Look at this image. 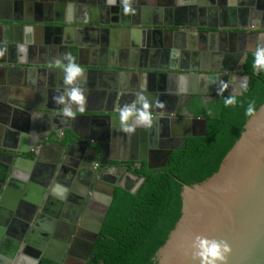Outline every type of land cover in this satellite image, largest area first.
I'll return each instance as SVG.
<instances>
[{
    "label": "crops",
    "instance_id": "crops-1",
    "mask_svg": "<svg viewBox=\"0 0 264 264\" xmlns=\"http://www.w3.org/2000/svg\"><path fill=\"white\" fill-rule=\"evenodd\" d=\"M261 3V0H235L229 7L226 0H131L135 12L125 15L121 11L120 0L115 4L109 0H0V84L6 83L12 90V98L19 103L17 106L0 100V118L10 119V125L7 124L10 127L5 120H0V159L6 160L5 153L12 154L13 158H31L37 155L32 147L39 146L46 148L38 153L42 162L46 161L47 147L54 137L50 136L53 128L47 126L43 117L50 113L64 115L61 107L53 103L52 96L64 88L62 67L54 61L65 52L72 53L87 77L80 85L85 89L83 111L74 110L70 116L71 123L76 125L77 133L83 138L82 144L73 145L75 158L84 150L85 138L93 133L90 122L101 124L107 122V117H117L123 104L135 105L139 91L144 92L149 102H163V108L155 109L162 114L174 113V117L187 115L189 101L184 99V94L177 93L174 99H170L167 84L164 85L167 89L164 93L157 89L162 79L150 78L151 74L142 77L138 74L153 73L150 68L157 65L155 61L149 63V57L154 54L140 61L139 55L147 51L173 49L179 53L186 50L191 53L193 50L190 48L197 46L204 51L203 40L209 38L212 42L209 44L215 47L213 50L220 53L224 52L220 49L225 41L229 51L230 47H235L233 57L226 61L223 58L211 60L208 66L211 71L224 68L229 74L227 93L241 94L244 91L240 86L241 78H246V84L248 78L237 69H243L248 54L255 50L258 36L264 33V20L257 14ZM158 21L160 26H154L153 22ZM192 31L194 39L190 36ZM127 33L131 38L140 37L139 47H125L122 42ZM155 35L160 36L163 42L171 40L172 45L176 40L175 47H156L159 41ZM232 37L235 45L229 46ZM241 52L247 53L243 62L237 58ZM191 61L190 56L187 58L190 67ZM104 69L115 71L114 75L105 76ZM218 83L204 94L190 95H199L204 102L210 101L209 94H217ZM32 113L37 117L35 133L29 132L31 126L25 122L27 115ZM13 119L15 127L11 123ZM112 133L110 130L107 142L93 145H98L99 151L104 149L103 158L108 160L111 156L122 157L125 154L131 158L133 141L119 128L115 139ZM61 160L62 153L57 157V163ZM62 165L66 163L62 162ZM67 181V178L60 179L55 185L58 183L61 191Z\"/></svg>",
    "mask_w": 264,
    "mask_h": 264
},
{
    "label": "water",
    "instance_id": "water-1",
    "mask_svg": "<svg viewBox=\"0 0 264 264\" xmlns=\"http://www.w3.org/2000/svg\"><path fill=\"white\" fill-rule=\"evenodd\" d=\"M261 2L257 14L258 17L261 16L260 18L264 20V0H261ZM156 12L159 13L160 11ZM153 25L159 27V21L158 23L153 22ZM190 34L191 38L194 39V32L192 31ZM155 37L159 41L156 43V47H164V44H166V47H175L176 40L173 41L172 45V41L169 39L163 42L160 36L155 35ZM130 38L128 33L124 34L122 43L125 47H130V45L132 48L139 47L140 37L137 39L136 36V38L129 40ZM232 40L229 46L235 45V38L232 37ZM209 42V38L203 40L205 44L204 51L198 49V46L195 49L190 48L192 45L189 46L193 50L191 53L188 50L179 53L173 49L167 51L154 49L150 51L151 53L147 51L148 53L139 55L140 61H144V55L147 58L150 54H154L153 57H149V63L155 61L157 65L150 68L153 73L150 71L137 72L141 77L151 74L150 78L154 76L155 80L162 79L163 83L161 82L157 89L163 93L168 89V93L172 98H175L174 95L177 93L190 95L196 94V89L199 90V88L203 90L207 87L208 89L209 87H215L220 80L227 82L229 74L224 68L212 70V73L207 74L211 71L208 65L211 60L219 61L223 58L226 61L232 58L235 47H230L229 51V47H226L227 43L223 41V47L220 50L224 52L217 53L213 50L215 47L212 46L214 45L209 44ZM190 56L192 57L191 67L187 62V58ZM242 56L245 59L247 53L237 54L239 62H241ZM199 64L201 68H199ZM136 68L141 69V67ZM131 70L135 71L136 69L131 68ZM201 71L206 73L201 74ZM237 71L244 73L242 67H239ZM102 72H105V76L112 77L115 71L104 69ZM108 72H111V74ZM165 84H167V89H164ZM10 92H12L11 88L2 82L0 84V100L19 106V103L12 98ZM222 94L228 93L225 90ZM172 115L174 113L164 115L160 111H152L153 124L148 128H138L133 136H127L134 143V145L133 143L130 145L133 149H131L132 153L138 157L130 158L126 154L122 157L111 156V159H107V162L103 161L104 149L99 151L93 147V144L107 142L110 139V130H113L112 138L115 139L117 130L120 127L118 116L107 117V122L101 124L90 122L92 125L90 131L93 133L87 137L88 139L85 138L89 151L81 150L77 158L74 156L76 151L71 146L72 143H69L72 140L75 142L79 137L73 127L75 124L70 121L71 118L51 113L43 117L48 123L47 126L52 125L53 133H65L64 139L66 138L67 145L60 144L61 147H59V153L62 152V159L65 157L66 163L81 170L74 181L75 183L69 182L62 190L63 193H68L70 189L67 186L71 187L73 185L71 193H68L70 198H68L71 203L82 201L81 208L83 210H81V214L85 218L80 227H69L66 241L61 242L59 246L57 244L59 256H56L51 264H56V260L60 263L63 255L75 264H87L90 261L89 257L94 244L97 238L101 236V229L113 202L116 188L119 187L130 193H136L145 180L144 177L127 171V168L120 171L117 168L103 171L101 168L94 167L96 163H98V166L105 167L112 164V161H131L133 168L135 163H145L149 170L163 169L167 166L172 151L176 149L170 145L166 146L164 140L206 135V119L187 117V115L185 117H174ZM11 123L15 127L14 119ZM70 137L72 139L69 140ZM19 151L24 150L20 149ZM72 158H75L74 162L71 161ZM22 159L24 160V158ZM16 167L15 164L11 168L13 173H15ZM71 167L70 169L74 168ZM113 175H115V179H109ZM59 180L57 178V181ZM182 187L181 216L170 232L165 244L157 251L156 264H198L196 249L193 247L194 239L197 236L226 243L230 249L226 256V264H264V103L249 118L241 137L225 156L219 170L201 183L194 185L182 183ZM56 188L59 190L58 183ZM77 188L84 189L82 197L75 194L78 193ZM0 189L3 190L2 187ZM62 204L60 202L58 208ZM73 210L77 212L72 205H67L60 215L61 218L67 221L64 213L70 215ZM27 244H33V239L30 238ZM39 248H43L41 244ZM81 248H84L82 253ZM16 253L17 250L12 249L10 253L3 254L4 263L15 258ZM40 255L41 252L37 251V254L35 253L37 257H34L38 258ZM41 263L46 262L42 261Z\"/></svg>",
    "mask_w": 264,
    "mask_h": 264
},
{
    "label": "trees",
    "instance_id": "trees-1",
    "mask_svg": "<svg viewBox=\"0 0 264 264\" xmlns=\"http://www.w3.org/2000/svg\"><path fill=\"white\" fill-rule=\"evenodd\" d=\"M251 53L243 67L247 88L233 95L234 106L223 103V97L232 94H216L205 102L194 95L187 106L192 115L207 120L206 135L187 138L163 169L149 170L143 163L137 173L145 180L136 193L116 188L87 264H156L157 251L181 216L182 183L194 185L215 174L264 103V73L252 70ZM249 101L255 108L251 116L245 115Z\"/></svg>",
    "mask_w": 264,
    "mask_h": 264
},
{
    "label": "flooded vegetation",
    "instance_id": "flooded-vegetation-1",
    "mask_svg": "<svg viewBox=\"0 0 264 264\" xmlns=\"http://www.w3.org/2000/svg\"><path fill=\"white\" fill-rule=\"evenodd\" d=\"M164 47H166V44H164ZM143 59L144 61L147 59L145 55ZM219 69H221V67L214 70ZM210 73H212V71L207 74ZM213 88L215 87H210V90ZM196 91L204 94L205 91H208V87L203 90L199 88V90L196 89ZM215 94L216 93L211 92L209 97L213 98ZM193 96L194 95L189 94L183 95L184 99L189 101V103L192 102ZM27 116L25 122L27 125L31 126L29 132L35 133L36 129L34 128V123L35 120H37L36 114L32 113V115ZM182 117L185 116L183 115ZM187 117L196 116L188 111ZM2 119L6 121V124L10 122L9 117L3 116L0 120ZM8 125L7 127H10ZM73 127L75 129L77 128L76 125ZM49 128H51V126H49ZM77 134V136H79L78 139H76L75 142H73V140L69 142L72 143L71 146L82 144L81 140H83V138L80 137L79 133ZM50 136L52 138L54 137V139L49 143L50 146L47 147L48 157L45 158L46 163L42 162L43 159L40 154H38L39 151H44L46 148L39 146L32 147V145H30V148L32 147L34 153L37 152V155L34 157L28 158L18 156L13 158L11 154L5 153L4 156L6 160L0 159V187L3 188V190L0 189V264H51V262H54L53 259L59 256L57 244L59 246L61 242L64 243L66 241L69 227H80L85 220L83 214H81V210H83L81 208L82 201L71 203L69 200L70 197L68 193H71L70 191L73 185L71 187L67 186L70 189L68 193H63V190H57L55 185L58 176L61 180L68 179V181L65 182L66 185L71 181L74 184L81 170L75 168L74 165L71 166L75 169H68V167L71 166L69 163L65 162V157L57 163V157L60 154V144L67 145L66 138L64 139L65 133H51ZM124 136H128V134L124 133ZM71 137L69 140L72 139ZM186 139L180 137L164 140V142L166 146L170 145L177 149L185 144ZM83 146L84 151H89L87 142L83 143ZM93 147L99 150L98 145H93ZM86 156L87 154L85 157ZM89 156L91 155L89 154ZM135 157L138 156L132 155L131 158ZM22 158H24V160ZM71 161L74 162V159L72 158ZM103 161L107 162V158H104ZM62 162H65L67 166H63ZM15 164L17 167L15 173H13L11 168ZM142 165L143 164L135 163L133 168L132 162L127 161L112 162V164L105 167L98 166V163H96L94 167L101 168L103 171H108L111 168H117L120 171L123 168H127V171L140 176L137 173V169L141 168ZM109 179L114 180L115 175ZM77 191L79 194H75L82 197L84 189L77 188ZM60 202L63 204L58 208ZM67 205H72L77 212L73 210L70 215L64 213V217L67 219V221H65L60 215L64 212ZM30 238L33 239V244H27ZM40 244L43 248H39ZM12 249L17 250L15 258L4 263L2 255L10 253ZM37 251L41 252V255L35 258L37 257L35 256ZM82 252H84V248H81V253ZM89 258H91V255ZM42 261L46 263H41ZM56 264H75V262L66 259V256L63 255L60 263L56 260Z\"/></svg>",
    "mask_w": 264,
    "mask_h": 264
},
{
    "label": "clouds",
    "instance_id": "clouds-1",
    "mask_svg": "<svg viewBox=\"0 0 264 264\" xmlns=\"http://www.w3.org/2000/svg\"><path fill=\"white\" fill-rule=\"evenodd\" d=\"M115 4L116 0H109ZM235 0H226V6H233ZM121 11L128 15L134 13L135 9L131 6V0H120ZM251 68L253 71L264 73V33L257 38L255 50L251 53ZM244 57H241L243 62ZM54 63L62 67L63 70V91L52 96L54 104L61 107L65 116H72L73 111H83L85 100V89L80 85L86 81V73L82 70L76 58L71 52H65L61 58H57ZM241 88H247L246 78H241ZM228 87V82L219 81L216 89L217 95H221ZM223 103L227 107L237 103L236 97L228 95L223 97ZM163 102L153 100L149 102L143 91L138 92V98L135 105L125 103L120 107L118 113L119 130L125 134L131 135L138 128H148L153 124L152 111L157 108H163ZM255 111L254 102L249 101L245 108V115L251 116ZM193 247L196 249L198 264H226V256L230 249L226 243L217 240H208L197 236L194 239Z\"/></svg>",
    "mask_w": 264,
    "mask_h": 264
}]
</instances>
